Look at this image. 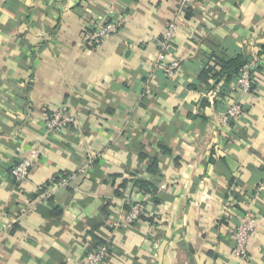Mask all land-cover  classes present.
I'll use <instances>...</instances> for the list:
<instances>
[{
    "label": "crops",
    "instance_id": "crops-1",
    "mask_svg": "<svg viewBox=\"0 0 264 264\" xmlns=\"http://www.w3.org/2000/svg\"><path fill=\"white\" fill-rule=\"evenodd\" d=\"M179 6L0 0V264H82L104 244L103 264H245L234 233L247 211L249 260L264 264V0H193L169 77L157 58ZM111 19L119 31L94 44ZM238 57L261 62L251 93L238 77L203 79ZM233 102L243 115L222 126ZM62 105L79 124L56 135L46 123ZM35 147L18 182L12 168ZM135 204L140 218L117 226Z\"/></svg>",
    "mask_w": 264,
    "mask_h": 264
},
{
    "label": "built area",
    "instance_id": "built-area-1",
    "mask_svg": "<svg viewBox=\"0 0 264 264\" xmlns=\"http://www.w3.org/2000/svg\"><path fill=\"white\" fill-rule=\"evenodd\" d=\"M193 0H180L179 11L176 16L169 22L168 27L164 33V41L162 49L158 54L157 64L158 67L169 77H175L180 63L177 60L166 61L167 52L170 48V42L172 41L175 33L179 29L182 16L187 12V9L191 7ZM121 27L120 21L111 19L105 23L96 25L95 33L91 35L90 39L96 45H100L104 40L114 35L119 31ZM261 62L253 60L244 67L240 75L233 83L234 90L242 91L244 93H251L253 88L257 84V75H255ZM215 94H218L215 92ZM243 115V107L237 102L230 103L224 113L219 117L220 124L222 126L230 125L237 121L239 117ZM79 124L78 112L73 111L67 106L62 105L52 112L47 119L48 131L60 135L69 126L77 127ZM42 155L41 150L38 147L32 148L27 155L21 158L12 168V175L18 181L22 182L30 175L31 167L34 162ZM85 172V167L82 168ZM62 184H67L69 179H63ZM141 216V207L139 204H135L131 207V210L127 213L120 212V220L116 223L117 226L131 225L137 221ZM257 227V217L250 211L242 214L240 223L235 229L236 246L234 250L235 256L243 261L245 264H253L249 260V245L252 233ZM108 257V245H100L93 248L86 255L85 261L82 264H103Z\"/></svg>",
    "mask_w": 264,
    "mask_h": 264
},
{
    "label": "trees",
    "instance_id": "trees-1",
    "mask_svg": "<svg viewBox=\"0 0 264 264\" xmlns=\"http://www.w3.org/2000/svg\"><path fill=\"white\" fill-rule=\"evenodd\" d=\"M187 14L190 13L191 7L187 9ZM188 16V15H187ZM220 69H214L213 66L207 67L203 73V79L206 81L207 76H210L211 74H214V76H217V81L224 79V85L230 84L231 82H234V80L240 75L241 71L244 69V67L247 65V61H241V59L238 58H232L228 60H223L221 62ZM157 159H153V168L156 169ZM142 187H147L148 184L144 181L141 182Z\"/></svg>",
    "mask_w": 264,
    "mask_h": 264
}]
</instances>
